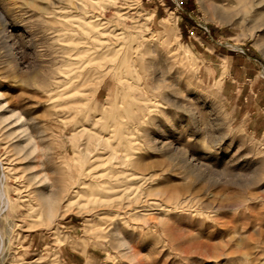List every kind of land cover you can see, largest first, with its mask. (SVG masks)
<instances>
[{
  "label": "rangeland",
  "instance_id": "374dc122",
  "mask_svg": "<svg viewBox=\"0 0 264 264\" xmlns=\"http://www.w3.org/2000/svg\"><path fill=\"white\" fill-rule=\"evenodd\" d=\"M48 1L0 0V116L21 117L0 120V264H264V136L229 86L264 82V0H73L113 55L64 42Z\"/></svg>",
  "mask_w": 264,
  "mask_h": 264
},
{
  "label": "bare ground",
  "instance_id": "6f19581e",
  "mask_svg": "<svg viewBox=\"0 0 264 264\" xmlns=\"http://www.w3.org/2000/svg\"><path fill=\"white\" fill-rule=\"evenodd\" d=\"M46 1V0H44ZM50 1V0H49ZM48 1V2H49ZM53 1V0H52ZM63 2V5L61 6V8L64 9V13H60V14H57L55 11H54V8H55V2L53 1L51 3V1L49 2L50 4L49 5H44V6H39L38 5H35V8L38 10V11H41L43 13H45L47 15V21L49 23H60L62 25V27H60V30H62V32H64V34L66 35L64 38H62V40L64 42H67V43H73V44H79L81 45L82 47L87 45L88 44V37L91 38L92 42H97L98 44H101L102 47H103V50L101 51V54L103 55H113L115 54V44H113L114 42V38L117 37V34L116 33H113L111 32L110 30H108L105 26V21H104V17L102 16L101 13H97V12H94L93 11V4L91 1V4H78L77 2H74L73 0H60ZM87 2V0H85ZM25 2V1H24ZM79 2V1H78ZM247 2V1H246ZM27 3L30 5L33 4V0H27ZM88 3H90L88 1ZM254 3H257V1H253L250 3V7L253 6ZM26 4V3H25ZM37 4V3H36ZM27 5V4H26ZM57 5V4H56ZM30 7V6H29ZM146 19V18H144ZM45 20V19H43ZM46 22V21H45ZM47 23V22H46ZM6 26H7V22L5 21L4 17H3V14L0 12V33H3L5 32L4 30L6 29ZM137 27L138 29L134 30L135 33L137 32V36H139V38H141L142 42L144 40H146V38H148V36L146 34H141V30L140 28H143L144 30L146 29L147 25L145 22H137ZM75 33H78L77 35H79L78 37L74 36ZM6 34V33H5ZM253 33H251L250 35H252ZM150 37V35H149ZM14 45V41H11L9 43V47H12ZM84 48V47H83ZM185 48H188L187 46H185ZM183 50V49H182ZM185 50V49H184ZM188 49H186L187 51ZM80 53L84 52V50H81L79 51ZM78 52V53H79ZM14 53V52H13ZM87 60V58H86ZM85 61V59H83V61L81 62V64H83ZM91 61V60H90ZM86 62V61H85ZM68 63V62H66ZM5 66L7 68H9L10 70L12 71H15V70H22L23 68H26V67H31L30 68V73L26 76V77H21L18 79V81L22 82V81H31V83H35L36 82V66L35 64L34 65H31V66H26L24 65L22 62L20 61H17L16 58L14 57V55H9V57L6 59L5 61ZM76 64V63H74ZM72 64V66L74 65ZM80 64V66H81ZM70 65V64H68ZM224 65V64H223ZM66 66V65H65ZM71 67V66H69ZM68 67V68H69ZM82 67V66H81ZM68 68H64L63 69V72H68V71H71V70H66L64 71L65 69H68ZM227 69V68H226ZM261 74L264 76V68H262L261 70ZM61 72H62V69H61ZM66 72V73H67ZM72 72V71H71ZM260 73V72H258ZM83 74V73H82ZM259 74V76L261 75ZM22 76V75H21ZM65 76H67L65 74ZM84 76V75H83ZM71 76H68L66 79H64L62 81V83L60 84H70L71 82ZM212 79V78H211ZM83 80V79H82ZM157 80V79H156ZM160 80V79H159ZM52 81V79L50 80ZM54 81V80H53ZM57 82V81H55ZM80 82V81H79ZM82 82V81H81ZM77 85V84H76ZM74 86V84H73ZM78 86V85H77ZM73 88V87H72ZM76 88V86H75ZM59 95V94H58ZM68 101V100H67ZM76 101V100H75ZM67 104V102H66ZM61 105V104H60ZM59 105V106H60ZM63 105V103H62ZM65 105V104H64ZM58 106V105H57ZM55 107V106H54ZM152 107V103L150 102H147V103H144L143 106H142V110H150ZM11 116H14L16 120H20L21 117L20 115L16 114L13 110H10V113L9 115H1L0 116V120H4L6 118H10ZM12 118V117H11ZM64 118V117H63ZM65 119V118H64ZM159 125V124H158ZM82 128H85V127H82ZM155 128H156V125H155ZM20 129H21V126H20ZM12 131V130H11ZM11 131L9 133H11ZM145 136L147 138V140L149 142H153L155 143L156 140L155 138H153L151 136L150 133L148 132H145ZM28 139V138H27ZM26 139V140H27ZM32 138H30L31 140ZM33 141V140H32ZM17 146H19L20 144H16ZM35 147V146H34ZM163 150H165L167 148V144L162 142L161 146H160ZM33 148V147H32ZM167 151H165L166 153ZM182 156L179 155V161L181 162L182 166L187 167V172H193L194 168L192 165H189L187 163V157L185 156V150H183L182 152ZM167 156L168 158H172L170 157V153L169 151L167 152ZM67 158V157H66ZM71 158V157H70ZM69 158V159H70ZM190 158V157H189ZM88 171V169H87ZM2 177H3V173H1V176H0V200H1V203H2V207L0 209V214H1V210H4V209H7L8 208V205H9V202H8V199L6 198L5 196V191L3 189V181H2ZM65 189V188H64ZM51 196V195H50ZM45 199V198H44ZM46 210L45 212L47 211L48 215L52 216V212L54 210V207L52 206V201L49 199L48 201H46ZM54 205V204H53ZM223 205H221L220 207H222ZM230 206V205H229ZM52 220H54L53 216L51 218ZM1 245V244H0Z\"/></svg>",
  "mask_w": 264,
  "mask_h": 264
},
{
  "label": "crops",
  "instance_id": "0c3cea01",
  "mask_svg": "<svg viewBox=\"0 0 264 264\" xmlns=\"http://www.w3.org/2000/svg\"><path fill=\"white\" fill-rule=\"evenodd\" d=\"M231 69L234 72L237 70V68H235V67L231 68V66H229L228 74H229ZM262 77L264 78V76H262ZM226 79H228V77ZM234 82H236V80L231 79V81L229 82L231 84H229V86H231L234 89L235 97L236 98L240 97V99H241V95H244V91H243V93H241V91L246 88V91H248L249 98H250L248 103L240 101L241 103L238 106V108H241V106H243L242 108L245 110V111H243L244 112L243 116H244V114L248 115V119L252 121L251 127L255 128L257 130H260L261 137H263L264 136V123H263V119H264V82H261L260 80H258L256 78H250V77L249 78L246 77L244 80L240 81V84H232ZM224 83L225 82H223L222 84H224ZM246 83H248V84H246ZM263 143H264V139H263Z\"/></svg>",
  "mask_w": 264,
  "mask_h": 264
}]
</instances>
